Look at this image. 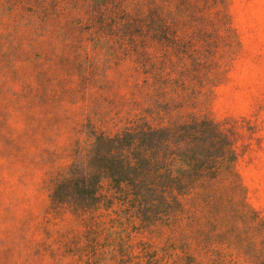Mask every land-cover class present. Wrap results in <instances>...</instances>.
<instances>
[{"label":"trees","instance_id":"16d2710c","mask_svg":"<svg viewBox=\"0 0 264 264\" xmlns=\"http://www.w3.org/2000/svg\"><path fill=\"white\" fill-rule=\"evenodd\" d=\"M228 7L0 0L2 225L14 187L44 198L0 264H264V218L210 113L240 47Z\"/></svg>","mask_w":264,"mask_h":264},{"label":"rangeland","instance_id":"374dc122","mask_svg":"<svg viewBox=\"0 0 264 264\" xmlns=\"http://www.w3.org/2000/svg\"><path fill=\"white\" fill-rule=\"evenodd\" d=\"M228 2L240 47L225 81L214 89L210 113L232 139L247 204L264 218V0ZM14 171L12 164L0 168V174ZM20 190L16 186L12 194L18 204L13 218L3 225L0 218V251L12 243V232L7 229L18 226L24 214L32 215L44 203L43 197H25ZM6 199L0 196V206Z\"/></svg>","mask_w":264,"mask_h":264}]
</instances>
